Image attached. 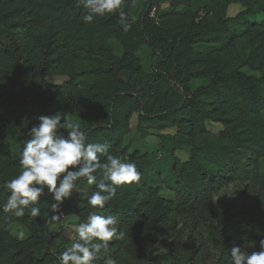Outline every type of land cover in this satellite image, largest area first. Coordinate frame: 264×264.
<instances>
[{
	"label": "trees",
	"instance_id": "obj_1",
	"mask_svg": "<svg viewBox=\"0 0 264 264\" xmlns=\"http://www.w3.org/2000/svg\"><path fill=\"white\" fill-rule=\"evenodd\" d=\"M76 2L0 0V264H59L77 236L63 226L52 232L50 224L73 215L78 226L93 211L86 197L95 185L86 180L58 220L48 195L37 204L39 217L3 211V185L20 171L27 133L40 115L56 111L141 173L101 210L126 233L109 242L107 256L117 264H229L234 246L258 251L264 0H125L127 32L118 13L85 23ZM233 4L241 9L230 15ZM143 49L156 56L150 71L138 55ZM56 77L65 81L50 80ZM134 117L143 140L155 136V150L126 143ZM222 191L230 197L218 203ZM14 223L26 229L24 238L11 233Z\"/></svg>",
	"mask_w": 264,
	"mask_h": 264
},
{
	"label": "clouds",
	"instance_id": "obj_2",
	"mask_svg": "<svg viewBox=\"0 0 264 264\" xmlns=\"http://www.w3.org/2000/svg\"><path fill=\"white\" fill-rule=\"evenodd\" d=\"M124 4L125 0H77L76 7L86 10L85 23H92L96 16L118 13L123 31L127 32L131 24L126 22ZM38 120L19 153V173L4 182L9 195L3 211L15 217H23L26 211L30 217H39L41 209L37 204L41 196L48 195L54 201L50 205L51 219L58 220L65 200L79 190L78 182L86 180L95 185L86 197L93 211L74 229L77 238L59 254V264H94L97 259L117 264L107 256L109 242L125 240L126 233L119 228L116 216L103 215L101 210L117 195L118 186L139 183L141 173L134 162L112 154L108 143L88 142L79 120L64 112L40 115ZM98 175L103 177L99 182ZM229 264H264V237L259 240L258 251L232 247Z\"/></svg>",
	"mask_w": 264,
	"mask_h": 264
},
{
	"label": "rangeland",
	"instance_id": "obj_3",
	"mask_svg": "<svg viewBox=\"0 0 264 264\" xmlns=\"http://www.w3.org/2000/svg\"><path fill=\"white\" fill-rule=\"evenodd\" d=\"M240 9H241V6L239 4H233L229 9V14L234 15ZM138 55L141 58V61H142L144 68L147 71H150L152 69V65L154 63L156 56L153 54V52L151 50H148V49H143V50L139 51ZM249 72H250V70H249ZM50 80L54 83H62L65 81V78L56 77V78H52ZM136 126H137L136 117H134L132 120L133 131L127 136L126 143L130 146L131 149L155 150L156 149L155 145L157 142L155 136H149L147 141L143 140L140 137L139 133L137 132ZM210 129H211V131L218 133L220 130V127L218 125H210ZM186 156H187V154L184 152L179 153V157L182 159L186 158ZM229 192L230 191H222L221 194H219L217 197L218 203L227 202L229 197H230ZM74 220H75V217L73 215H69L66 218L65 222L62 223L63 225L60 223H51L50 224V230L52 232H55L61 226H63V231L65 232V234L67 236H69L70 238L74 239L76 237V233H75L74 229L77 227L74 225ZM9 229L13 235H15L19 238H21V233L23 234L22 238H24L27 235L26 229L20 224L14 223L9 227Z\"/></svg>",
	"mask_w": 264,
	"mask_h": 264
}]
</instances>
